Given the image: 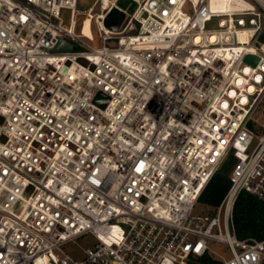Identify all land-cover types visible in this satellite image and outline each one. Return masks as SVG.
<instances>
[{"label":"built area","instance_id":"1","mask_svg":"<svg viewBox=\"0 0 264 264\" xmlns=\"http://www.w3.org/2000/svg\"><path fill=\"white\" fill-rule=\"evenodd\" d=\"M242 1L0 0V264H261L231 222L240 191L264 203V0Z\"/></svg>","mask_w":264,"mask_h":264},{"label":"trees","instance_id":"2","mask_svg":"<svg viewBox=\"0 0 264 264\" xmlns=\"http://www.w3.org/2000/svg\"><path fill=\"white\" fill-rule=\"evenodd\" d=\"M227 162L216 171L202 189L199 201L215 206L228 187ZM231 222L239 239L254 237L264 239V203L252 194L240 191L233 203Z\"/></svg>","mask_w":264,"mask_h":264},{"label":"rangeland","instance_id":"3","mask_svg":"<svg viewBox=\"0 0 264 264\" xmlns=\"http://www.w3.org/2000/svg\"><path fill=\"white\" fill-rule=\"evenodd\" d=\"M81 3H78L77 7L85 9L87 6L91 4L93 0H80ZM250 3H252V0H246ZM118 5L123 8L132 9V4L129 5V0H118ZM60 18L62 20V25L66 26L68 24V16H69V10L68 9H61L60 10ZM212 27H215V19L210 23ZM204 209V205L196 204L194 206V211L198 212ZM93 244V239L89 235H84L78 239H76L75 244L67 243L64 245L65 251L68 252V254L72 255L74 258H77V252H80L82 248L91 246ZM210 248H212L215 252L222 254L224 257H229L230 253L228 250L224 248V245L217 242L209 243ZM79 258V256H78Z\"/></svg>","mask_w":264,"mask_h":264},{"label":"water","instance_id":"4","mask_svg":"<svg viewBox=\"0 0 264 264\" xmlns=\"http://www.w3.org/2000/svg\"><path fill=\"white\" fill-rule=\"evenodd\" d=\"M124 15L121 11H119L116 8L110 9V11L107 12V14L104 17L103 24L105 27L115 31L119 28V24L122 21ZM62 44V41H59L56 48H59V46ZM66 48H70L69 44H65ZM248 62H255L256 61V56L253 55H246L244 58ZM107 97L104 96L101 93H98L95 97V102L100 104V106H104V104L107 102ZM261 264H264V258L261 262Z\"/></svg>","mask_w":264,"mask_h":264},{"label":"bare ground","instance_id":"5","mask_svg":"<svg viewBox=\"0 0 264 264\" xmlns=\"http://www.w3.org/2000/svg\"><path fill=\"white\" fill-rule=\"evenodd\" d=\"M210 5L211 7H216L221 11H229L242 9V7L246 6L247 4L242 0H210ZM88 23L89 20L85 19L81 27L82 33L87 36L90 35ZM241 38L242 37L240 36L239 39Z\"/></svg>","mask_w":264,"mask_h":264}]
</instances>
